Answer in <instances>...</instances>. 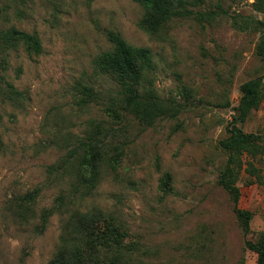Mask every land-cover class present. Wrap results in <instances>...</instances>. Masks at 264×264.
<instances>
[{"label": "rangeland", "instance_id": "obj_1", "mask_svg": "<svg viewBox=\"0 0 264 264\" xmlns=\"http://www.w3.org/2000/svg\"><path fill=\"white\" fill-rule=\"evenodd\" d=\"M256 1L202 0L192 8L215 17L176 18L151 34L139 26L145 9L134 0H0V29L37 33L43 44L39 55L23 45L0 50V264H53L64 245L76 243L65 241L74 238L66 236L67 214L54 213L42 233L36 227L60 194L76 190L78 161L66 171L60 164L96 121L112 130L109 155H121L114 167L103 166L96 188L77 186L81 198L72 207L116 218L126 232V264H257L246 241L264 235V153L245 154L237 179L239 207L252 212L248 235L219 184L229 157L221 141L241 84L264 73L263 32L233 22L264 23ZM108 29L151 51L148 77L160 98L181 104L176 117L145 126L131 113L111 117L103 105L78 104L83 86L101 91L104 102L118 94L95 66L111 48ZM239 126L264 144V101ZM35 189L34 201L22 199Z\"/></svg>", "mask_w": 264, "mask_h": 264}, {"label": "trees", "instance_id": "obj_2", "mask_svg": "<svg viewBox=\"0 0 264 264\" xmlns=\"http://www.w3.org/2000/svg\"><path fill=\"white\" fill-rule=\"evenodd\" d=\"M140 4L145 13L139 21V26L151 34L160 33L167 24L176 18L215 17V11L201 12L192 8L202 0H134ZM253 5L258 10L264 9V0H257ZM234 25L242 30L259 29L263 35L257 45V54L264 58V23L249 16L238 20L233 18ZM106 36L111 44L95 59L96 68L103 74L111 76L118 87V94L106 102L103 101L101 91L92 86H83L79 105H88L92 102L103 105V111L111 117H124L125 112L134 114L139 122L151 126L162 117H176L181 112V104L165 101L159 97L153 87V81L148 77L154 69V59L147 47L129 43L120 31L108 29ZM23 45L29 55H39L43 52V44L37 33H31L17 28L0 29V50ZM8 88L14 98H20L23 93L13 84ZM241 99L237 106V113L227 127L229 136L221 141L222 147L228 151L229 157L222 171L219 184L233 196L235 211L244 227V235L250 232L252 212L239 207L241 191L237 185L238 174L246 154L257 156L264 153V144L260 137L253 133H246L239 126L245 123L253 110L259 109L264 101V73L241 84ZM111 128L104 125V121L92 124L87 136L77 139L66 154L60 166L66 171L78 161V175L80 182L76 190L62 193L56 198V205L45 208L36 229L42 233L48 226L49 219L54 213L67 214L65 226L76 240L73 247L64 245L53 264H126L129 253L124 249L122 237L126 232L121 231V225L116 218L102 210L83 212L72 205L78 195L77 186L96 188L104 165L115 166L121 153L110 156L109 150L113 141L108 139L112 134ZM115 148H119L118 145ZM56 167L51 166V169ZM168 184V183H167ZM39 194V189L28 192L22 199L32 202ZM82 196V195H81ZM247 247L257 254V264H264V235L256 242L246 241ZM129 255V256H128Z\"/></svg>", "mask_w": 264, "mask_h": 264}]
</instances>
